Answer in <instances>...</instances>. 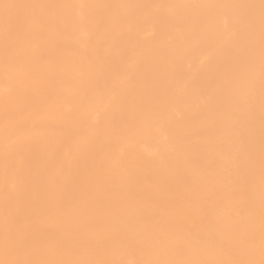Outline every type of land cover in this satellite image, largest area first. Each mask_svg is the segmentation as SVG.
I'll return each mask as SVG.
<instances>
[{
    "label": "bare ground",
    "instance_id": "bare-ground-1",
    "mask_svg": "<svg viewBox=\"0 0 264 264\" xmlns=\"http://www.w3.org/2000/svg\"><path fill=\"white\" fill-rule=\"evenodd\" d=\"M264 0H0V264H262Z\"/></svg>",
    "mask_w": 264,
    "mask_h": 264
},
{
    "label": "snow or ice",
    "instance_id": "snow-or-ice-1",
    "mask_svg": "<svg viewBox=\"0 0 264 264\" xmlns=\"http://www.w3.org/2000/svg\"><path fill=\"white\" fill-rule=\"evenodd\" d=\"M262 264H264V262H262Z\"/></svg>",
    "mask_w": 264,
    "mask_h": 264
}]
</instances>
